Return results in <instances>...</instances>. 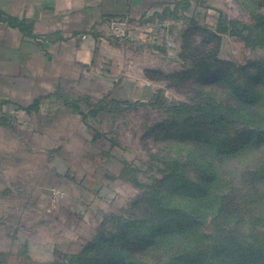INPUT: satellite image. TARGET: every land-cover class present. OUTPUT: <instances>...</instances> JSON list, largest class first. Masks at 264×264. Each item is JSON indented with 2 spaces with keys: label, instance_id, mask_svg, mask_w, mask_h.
<instances>
[{
  "label": "rangeland",
  "instance_id": "374dc122",
  "mask_svg": "<svg viewBox=\"0 0 264 264\" xmlns=\"http://www.w3.org/2000/svg\"><path fill=\"white\" fill-rule=\"evenodd\" d=\"M183 5L186 14L178 21L183 25L174 43L166 38L171 32L167 21L134 38L125 22L124 37L109 28L115 38L124 39L115 75L56 85L57 107L43 111L54 119L47 125L54 141L32 143L10 134L17 139L1 142L2 153L23 156L0 158V264H78L87 251L89 261L81 264H179L178 252L185 248L201 253L203 264H222L215 250L230 242L258 243L264 253V75L257 89L261 100L251 109L261 118V131H253L256 119L247 109L242 108V118L228 111V133L240 132L235 143L240 148L233 155L216 157L209 148L183 142L177 127L168 132L160 127L177 119L174 104L197 103L199 91L211 90L213 101L221 102L233 87L235 75L223 89L209 87L211 82L196 74L177 77L191 71L198 59L213 55L235 66L264 63V43L252 46L258 37L264 40V0H200L193 6L184 0ZM219 20L239 30L240 24L256 26L257 35L245 38L250 42L216 35ZM89 108L96 116L78 114ZM159 161L189 164L158 186L166 175L159 172L166 170ZM208 164L212 174L205 171ZM173 179L199 185L191 192L215 204L201 212ZM156 194L174 210L170 217H152L146 200ZM221 204L226 212L217 213ZM188 219L196 225L183 233L178 225ZM145 220L140 236L125 230ZM168 220L175 225L161 230ZM252 220H257L255 229ZM122 231L129 236L127 243L133 241L123 249L119 237L112 238ZM105 239L108 248L96 246Z\"/></svg>",
  "mask_w": 264,
  "mask_h": 264
},
{
  "label": "crops",
  "instance_id": "0c3cea01",
  "mask_svg": "<svg viewBox=\"0 0 264 264\" xmlns=\"http://www.w3.org/2000/svg\"><path fill=\"white\" fill-rule=\"evenodd\" d=\"M198 1L189 0L191 6ZM183 2L0 0V147L1 142L17 139L12 136L32 143L54 141L47 126L54 119L43 111L56 109V85L71 86L73 78L82 83L115 75L124 39L110 33L111 23L125 22L134 38L147 33L146 27L170 22L166 38L174 43L183 25L178 21L186 14ZM12 156L23 154L0 151V158Z\"/></svg>",
  "mask_w": 264,
  "mask_h": 264
},
{
  "label": "trees",
  "instance_id": "16d2710c",
  "mask_svg": "<svg viewBox=\"0 0 264 264\" xmlns=\"http://www.w3.org/2000/svg\"><path fill=\"white\" fill-rule=\"evenodd\" d=\"M241 29H237L233 23H230L228 21H217L215 27L216 31L214 33L216 35H228L230 37L238 38L241 40H245L247 42H250V38L245 39L248 36L257 35L256 26L255 27H249L248 24H240ZM255 31V32H254ZM259 37L257 38V41L252 44V46H256L259 41ZM261 64V65H260ZM250 66L258 71L252 73H246L247 67ZM264 63H256L253 65H245V66H235L230 62L220 61L215 56H208L206 58L198 59L194 62V65L191 69V71L188 72H182L177 75V77H183L184 79H189L191 76L199 75L200 78L203 80H208L211 82L210 86L211 88L215 89H223L226 87L227 82L229 79H233L237 77L234 81L233 87L228 91V93L225 95L224 101L221 102H215L213 99L216 96V93L212 90L208 93H205L203 91L198 92V102L189 104V103H183L179 106L173 105V109L177 110V119H168V121L164 124H162L160 127H163L165 130L173 131L175 127L180 130V136L183 140V142H186L187 140H190L194 143V145L197 147V149L202 148H209L213 151L216 157H224L233 155L236 153V151L239 150L240 147L236 146L235 143L240 135V132H236L235 136H232L229 132V130L232 127V122L229 117V110H234L237 112L239 118H242L243 116V109L245 108L249 111L251 115V119H256L255 125L252 126L255 127L253 130L261 131V128L258 127V122H260L261 118L259 115L251 111L253 110V106L258 104L261 100L259 92H258V86L261 79V76L264 75ZM263 70V71H262ZM243 74V75H242ZM235 75V77H234ZM242 75V79H240V76ZM233 76V77H232ZM254 81V85H250L251 82ZM201 95H203L206 98H203ZM180 106H182V110H180ZM189 109L188 114L183 115L184 109ZM172 108H168L167 110H171ZM78 114L82 118H87L88 116H96L97 112L94 109L89 108V110L85 111H78ZM195 163V166H199L195 161H192ZM159 166L164 165L166 170H160V173H164L166 175H163V179L158 182V186L164 184L169 178L177 177L182 174L181 169L186 167L189 163L183 161H173L169 163H164L162 161H159ZM169 171V173L167 172ZM205 171H208L209 174H212L213 170L211 168V165H207ZM176 180V183L178 184L179 188L184 191L186 194H190L192 197V201L194 202L195 208L199 209L201 212L210 210L211 206H213L215 203H210L208 201H203L204 196L201 195L199 192L197 193L196 187H200L199 185H190L186 184L182 181ZM196 189L195 191L191 192L192 190ZM147 204L150 208H152L154 211L151 214L154 218L155 216H158L161 220L163 217L168 216L173 213V209H169L168 207L164 206V201L161 200L158 195H152L147 200ZM225 205H217L216 211L217 213L225 211ZM192 212H195V209H192ZM226 212V211H225ZM191 219L187 220V223L178 225V228H181L182 232L184 233V230L186 228L193 229V227L196 225V223H191ZM257 220H252L254 229L257 228L258 223H256ZM126 223L129 221L125 220ZM147 220H145L142 223H133L132 225L126 226L125 230H128L130 234H134L135 232H138V236H140L142 229L144 228L143 224H145ZM132 223V222H131ZM245 223V222H243ZM175 225V223H172L171 221L164 222L161 230L165 229L166 227ZM127 233L125 231H122L120 233H117L112 238L119 237V242L121 243V249L128 247L130 243H127L129 240V236H126ZM137 236V237H138ZM188 236V235H187ZM138 239V238H136ZM107 239L99 241L96 246H103L105 248H108L107 245ZM136 241V240H135ZM216 255L221 258L222 264H264V253L262 252L261 245L258 243H251V242H243V243H235L230 242L227 243L223 248H216ZM88 253L85 252L82 254L79 258L76 259V262L78 264H81L82 262H87L89 260H85L84 256ZM178 262L179 264H203L205 257L202 256V254H198L197 251H192L189 249H181L179 252ZM122 259V256H120ZM118 262H121L118 260ZM131 263V261L129 262ZM122 264V263H121Z\"/></svg>",
  "mask_w": 264,
  "mask_h": 264
},
{
  "label": "built area",
  "instance_id": "2783aa9c",
  "mask_svg": "<svg viewBox=\"0 0 264 264\" xmlns=\"http://www.w3.org/2000/svg\"><path fill=\"white\" fill-rule=\"evenodd\" d=\"M124 27H125V23L120 22V21L111 23L112 33L117 37L125 36L126 29Z\"/></svg>",
  "mask_w": 264,
  "mask_h": 264
}]
</instances>
